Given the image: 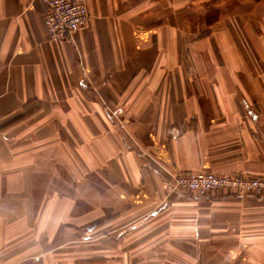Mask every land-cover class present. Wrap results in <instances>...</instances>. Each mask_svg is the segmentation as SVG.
Instances as JSON below:
<instances>
[{
    "label": "crops",
    "instance_id": "1",
    "mask_svg": "<svg viewBox=\"0 0 264 264\" xmlns=\"http://www.w3.org/2000/svg\"><path fill=\"white\" fill-rule=\"evenodd\" d=\"M0 0V264H264V0Z\"/></svg>",
    "mask_w": 264,
    "mask_h": 264
},
{
    "label": "built area",
    "instance_id": "2",
    "mask_svg": "<svg viewBox=\"0 0 264 264\" xmlns=\"http://www.w3.org/2000/svg\"><path fill=\"white\" fill-rule=\"evenodd\" d=\"M45 26L48 36L58 40L72 38L87 28L91 16L88 0H48ZM174 188L187 189L206 196L225 189L237 191L243 197L264 196V177H245L229 173L191 170L174 175Z\"/></svg>",
    "mask_w": 264,
    "mask_h": 264
}]
</instances>
